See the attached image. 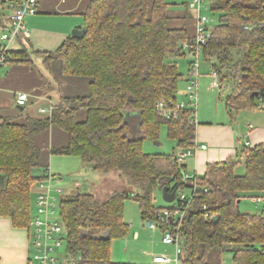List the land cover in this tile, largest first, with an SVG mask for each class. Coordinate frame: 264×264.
I'll use <instances>...</instances> for the list:
<instances>
[{
  "label": "trees",
  "instance_id": "16d2710c",
  "mask_svg": "<svg viewBox=\"0 0 264 264\" xmlns=\"http://www.w3.org/2000/svg\"><path fill=\"white\" fill-rule=\"evenodd\" d=\"M14 2L0 0L3 30ZM177 3L85 0L83 35L71 34L52 50L26 43L8 49L12 65H33L32 55L41 56L62 93L48 115L19 109L25 120L14 121L0 114V216L29 230L36 208L33 186L47 176L51 154L78 156L104 176L116 171L124 184L123 190L105 195L92 188L66 190L61 196L70 264H158L114 261L111 243L129 227L125 190L133 192L130 197L138 201L142 217L156 221L177 203L155 206V190L166 185L193 195L183 217L174 214L159 226L162 233L171 230L179 236L182 264H221L209 261L215 250L231 251L236 264H264V215L241 211L238 201L264 191V144L244 145L237 158L209 162L204 173L185 178L187 165L176 153L195 146L196 108H182L171 117L157 108L159 100L168 105L180 101L183 73L176 58L194 41L188 21L173 24L191 18L189 12L171 13ZM212 10L218 18L201 56L211 73L217 72L220 89L231 82L224 97L228 109L259 107L264 100V0H213ZM194 61H189L188 82ZM163 124L177 151L145 152L143 140H158ZM47 130L52 139L41 145L36 136ZM241 160L245 170L239 173Z\"/></svg>",
  "mask_w": 264,
  "mask_h": 264
},
{
  "label": "rangeland",
  "instance_id": "374dc122",
  "mask_svg": "<svg viewBox=\"0 0 264 264\" xmlns=\"http://www.w3.org/2000/svg\"><path fill=\"white\" fill-rule=\"evenodd\" d=\"M74 4L79 0H69ZM178 3L170 7L171 13L183 14L189 12L191 18L185 20H176L174 25H181L184 21H188L191 32H195V19L193 11L187 7L185 0H176ZM67 5V3H65ZM59 8V7H58ZM76 11L79 9V5H76ZM78 8V9H77ZM80 10V9H79ZM204 13L209 14L214 21L217 20V13H213L211 10L204 9ZM84 21L81 13H61L51 14L44 17V28L46 30H57L67 27L72 21ZM74 27L70 28L72 32ZM6 43V41H5ZM34 59L33 65H12L6 63L0 67V114L9 116L14 121H24L26 114H20L16 107V101L13 95L14 90H25L30 93V100L36 103V107L41 105H48V99L41 100L40 95L47 93L53 101L58 100V96L62 93L59 89V83L54 75L46 70L43 65L42 57L36 54L32 55ZM193 59V56L185 50V54L176 58L178 69L183 73L179 80V92L178 98L182 97L183 88L185 89L188 81L186 75L188 73L189 61ZM200 78H199V101L196 108V117L199 121L212 119L215 120L218 117L226 113V105L224 97L231 91V82L224 84L223 88L215 86L212 87L211 83L213 76L211 73L210 65L200 55ZM48 96V97H49ZM185 98V96H184ZM32 110L27 113L31 114ZM41 115H48L49 113H40ZM83 117V116H82ZM39 144H50L52 139V131L47 130L36 136ZM176 141L169 137L167 126L163 124L160 129V136L158 140H152L146 138L143 140L142 148L148 153H171L174 150L177 151ZM79 160V159H78ZM83 162V161H82ZM87 167L77 169L71 173L63 172L61 186L66 188L67 183L73 181L80 182L81 188L75 190H91L97 187L99 195H105L106 192L111 189L121 188V182L112 176L111 174L107 178L101 181V184H97L101 178V172L90 167L87 162H83ZM237 172H244V162L237 165ZM66 190V189H65ZM72 190V191H75ZM68 191V192H72ZM173 201L168 202L164 197L163 187H158L155 190L154 204L156 207H164L172 205ZM239 208L244 212H256L258 210L257 203L253 201L252 197L246 194L239 203ZM124 218L129 223L127 232L119 237L113 239L111 243V258L114 261H135V262H151L153 253L168 254L171 257H175L174 244L164 243L162 240V229L158 227L153 230L147 226V219H144L141 215L138 201L133 197H127L124 203ZM138 232V235L135 233ZM33 249L31 254H33ZM58 261L56 264H70L68 262L69 253L67 247V240L64 239L62 244L55 248V252ZM209 261L212 263L221 264H236L233 253L231 251H224L221 254L215 250L209 257ZM35 264V263H33Z\"/></svg>",
  "mask_w": 264,
  "mask_h": 264
},
{
  "label": "crops",
  "instance_id": "0c3cea01",
  "mask_svg": "<svg viewBox=\"0 0 264 264\" xmlns=\"http://www.w3.org/2000/svg\"><path fill=\"white\" fill-rule=\"evenodd\" d=\"M84 1L85 0H79L78 4H75V2L73 4L72 2L70 3L69 0H40L36 13L27 15L25 18V24L30 31L29 35L12 41L10 43V48H21L23 43H26L34 49L52 50L57 48L65 38L72 34L70 28L83 27V21H72L67 27L53 31L44 28V17L46 15L61 13L77 12L82 14ZM65 3H67V5H65ZM76 5H79L80 10L77 8L78 11H76ZM8 12L9 10L7 13ZM2 32L3 29L0 28V43L5 44V41L1 39ZM0 89H2L1 85ZM17 91L25 90H14L13 95ZM48 96L49 95L45 93V95H40V99H49L50 96ZM186 99V91L183 88V94L182 97H179V100ZM16 107L20 110L23 109L24 112L32 110V115H41L39 108L36 107V103L31 100H29L23 108H20L17 103ZM226 110V113L215 120L212 118L199 121L196 117L197 128L195 146L192 149V154L185 160L189 173L202 174L205 172L209 162L222 161L229 157L237 158L240 149L244 145L254 146L257 144H264V107L262 105L238 110H230L226 106ZM202 144H206L207 147L202 148ZM88 164L93 168V164ZM83 167L89 168L75 155L51 154L49 156V170L59 175V177L63 176V172L71 173ZM111 174H114L112 176H116L122 184V187L118 188V190H123L124 184L122 180L119 179L116 171L109 172L106 176L101 173V178H97L99 179L97 184H101V181ZM62 181L63 180H61V182ZM67 184L65 188L67 191L79 189L82 185L78 181ZM38 190L39 184L36 182L33 186L34 208ZM97 190L96 187L95 191L98 194ZM112 190L114 189L110 191ZM135 235H138V232H136ZM29 236L30 233L27 228L15 227L10 217L0 216V264H32L30 260L32 249L30 247ZM154 254L161 253H153L152 257Z\"/></svg>",
  "mask_w": 264,
  "mask_h": 264
},
{
  "label": "built area",
  "instance_id": "2783aa9c",
  "mask_svg": "<svg viewBox=\"0 0 264 264\" xmlns=\"http://www.w3.org/2000/svg\"><path fill=\"white\" fill-rule=\"evenodd\" d=\"M40 0H15L13 7L7 13V25L1 33V39L6 41L5 44L0 43V67L7 63V52L10 48V43L20 37H26L30 31L25 24L27 15L36 13ZM213 0H186V4L193 11L195 19L194 41L186 44L190 54L195 57L193 70L189 74V82L186 87V100L178 101L176 104L168 105L165 101L159 100L157 108L166 116H176L178 111L188 106H197L199 101V78L200 72V55L201 45L206 41L213 23V18L203 12L204 9L212 10ZM245 28L248 25H244ZM213 80L211 85H218V75L216 71L212 72ZM30 94L25 91H17L15 93V101L18 105H26L30 100ZM261 105L264 107V100ZM56 103L52 99H48V105L39 107L40 113H51ZM251 126V125H250ZM206 148V144L201 145ZM193 152L192 148L178 150L176 159L179 162H185L186 158ZM197 173L185 172V178L196 177ZM62 178L48 170L47 176L38 181L39 190L36 196L35 213L32 216L29 224L30 247L33 249L30 260L35 264H56L58 258L55 248L62 244L66 236V229L63 220L60 216V200L61 196L66 192L61 186ZM192 194L178 190L176 195L177 202L174 209L166 208L163 213L158 216L156 221L147 220L146 224L151 229H157L160 224L167 223L169 218L174 214H179L183 217L188 203L192 199ZM253 201L257 203L258 212L264 215V191L260 194L252 196ZM184 204V208L182 204ZM212 217V216H211ZM162 240L167 244H174L175 257L168 254H154L152 261L158 264H182L181 254L183 252L182 244L179 236L171 230H166L162 233ZM32 252V251H31Z\"/></svg>",
  "mask_w": 264,
  "mask_h": 264
},
{
  "label": "water",
  "instance_id": "95a60500",
  "mask_svg": "<svg viewBox=\"0 0 264 264\" xmlns=\"http://www.w3.org/2000/svg\"><path fill=\"white\" fill-rule=\"evenodd\" d=\"M71 33L72 35H75V36H81L85 33V27H75ZM18 106L20 108H23L22 105H18ZM163 192H164V197L168 202L176 200V195H177L176 188L173 190H170V186L166 185L163 187ZM125 193L128 197H130L133 194V192L128 191V190H125ZM238 201L240 202V199ZM216 218H217V215H214L213 219H216Z\"/></svg>",
  "mask_w": 264,
  "mask_h": 264
}]
</instances>
